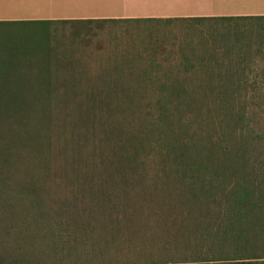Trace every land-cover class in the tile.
<instances>
[{
    "label": "trees",
    "instance_id": "16d2710c",
    "mask_svg": "<svg viewBox=\"0 0 264 264\" xmlns=\"http://www.w3.org/2000/svg\"><path fill=\"white\" fill-rule=\"evenodd\" d=\"M172 19L232 23L217 39L236 58L214 70L181 54L164 81L117 66L93 82L57 30ZM249 20L264 15L1 20L0 264H264V158L244 113L248 38L237 37ZM105 227L154 229L161 254L113 262Z\"/></svg>",
    "mask_w": 264,
    "mask_h": 264
},
{
    "label": "rangeland",
    "instance_id": "374dc122",
    "mask_svg": "<svg viewBox=\"0 0 264 264\" xmlns=\"http://www.w3.org/2000/svg\"><path fill=\"white\" fill-rule=\"evenodd\" d=\"M232 2H236V0H232ZM179 9L176 8V10ZM198 10L232 13L255 9H195V11ZM238 25L241 26L237 30V37H247L249 43L248 58H242L245 60V64L240 65L241 69H249L244 71L245 86L249 89V92L244 96V113L250 124L248 132L251 129L253 134L261 136L260 157L264 158V74L260 73L264 71V21H238ZM222 26H229L230 29L232 23L195 22L182 19L137 22L93 21L58 24L57 30L64 36L63 46H68L69 40L79 44L77 46L72 44L71 49L74 51L75 57H78L77 61L80 66L76 68L81 74L83 72V75L88 77L87 79L96 82V77L101 74L111 73V76H115V71H119L117 66H121V71L131 69L133 73L145 69L152 76V81L156 83L164 81L165 76L182 70V64L190 60L194 64L200 60L214 64L207 69H226L228 58L230 60L236 58L237 50L229 49V54L228 51L223 52L226 50V39L224 41L217 39ZM229 29L225 33L232 39L233 35ZM212 37H215L214 40L217 39L218 43L213 44ZM199 42H203V45H199ZM189 49L194 50L195 53H199V50L216 49V51L214 58L208 60V55H203L201 59L198 55L193 56L192 53L187 52ZM181 54L186 55L189 60H183ZM193 68L199 69V67L191 69ZM236 69L239 68L236 67ZM240 95V100H242L243 96ZM111 228L105 227L104 237L108 255L113 262L141 263L149 259H158L161 254L157 247L161 246L162 240L158 241L156 236L152 237L150 234V232H155L154 229L148 231V229L143 230L144 227L127 228L109 234V231L112 232ZM95 231V235L99 237L101 229L98 227Z\"/></svg>",
    "mask_w": 264,
    "mask_h": 264
},
{
    "label": "crops",
    "instance_id": "0c3cea01",
    "mask_svg": "<svg viewBox=\"0 0 264 264\" xmlns=\"http://www.w3.org/2000/svg\"><path fill=\"white\" fill-rule=\"evenodd\" d=\"M0 0L1 20L135 19L264 15V0ZM229 2V3H227ZM183 9L182 11L176 8ZM254 8L237 12L195 9ZM176 10V11H174Z\"/></svg>",
    "mask_w": 264,
    "mask_h": 264
}]
</instances>
